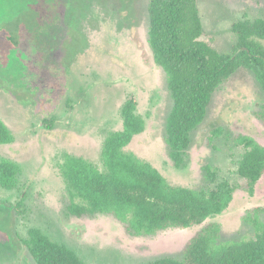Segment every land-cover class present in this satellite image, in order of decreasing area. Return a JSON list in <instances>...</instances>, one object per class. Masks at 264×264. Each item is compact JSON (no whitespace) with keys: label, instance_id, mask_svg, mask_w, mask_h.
<instances>
[{"label":"rangeland","instance_id":"rangeland-1","mask_svg":"<svg viewBox=\"0 0 264 264\" xmlns=\"http://www.w3.org/2000/svg\"><path fill=\"white\" fill-rule=\"evenodd\" d=\"M54 1L0 2V118L13 135L11 143L0 144V159L20 167L16 187L0 186V264H35L21 241L30 227L71 248L84 264L179 256L187 241L213 222L221 241L251 238L255 223L264 224V174L249 191L237 166L240 137L264 145L257 116L264 91L253 74L239 68L218 86L176 166L165 129L172 98L148 44V0H57L59 8ZM197 6L203 39L219 52L232 51L234 21L264 19V0H197ZM130 97L145 126L125 150L173 186L212 188L208 173L235 184L223 212L199 225L139 235L111 213L68 212L60 172L65 156L102 169L103 141L121 129V108Z\"/></svg>","mask_w":264,"mask_h":264},{"label":"trees","instance_id":"trees-1","mask_svg":"<svg viewBox=\"0 0 264 264\" xmlns=\"http://www.w3.org/2000/svg\"><path fill=\"white\" fill-rule=\"evenodd\" d=\"M59 5L63 6L55 0L54 8ZM147 11L148 44L154 61L165 72L172 98L166 118V143L171 159L180 166L191 133L204 120L212 95L223 81L245 68L264 91V19L234 21L232 51L219 52L203 39L197 0H148ZM136 107L133 97L122 105L121 129L110 132L102 144V169L82 157L65 156L60 172L68 212L77 217L111 213L137 235L199 225L223 212L233 198L235 184L225 179L216 181L208 173L212 188L173 186L150 163L125 150L144 130V119ZM257 116L264 125V107ZM12 140L0 118V144ZM239 143L243 152L237 172L252 191L264 174V145L248 136L240 137ZM19 173L17 163L0 159L2 188L16 187ZM255 224L251 238L221 241L219 225L208 223L187 241L181 255L142 264H264V224ZM21 241L35 264H84L71 248L51 240L39 228H28Z\"/></svg>","mask_w":264,"mask_h":264}]
</instances>
